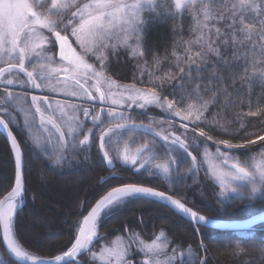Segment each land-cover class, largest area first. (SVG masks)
Wrapping results in <instances>:
<instances>
[{"label":"snow or ice","instance_id":"6c2138e0","mask_svg":"<svg viewBox=\"0 0 264 264\" xmlns=\"http://www.w3.org/2000/svg\"><path fill=\"white\" fill-rule=\"evenodd\" d=\"M186 16L194 38L180 42L182 52L174 46L173 67H162L167 56H154L156 70L150 71L144 47L148 25ZM121 50L135 61L134 81L142 86L122 85L108 75L110 58ZM255 87L264 88V0H0V128L13 162L0 196L7 256L0 264H81L85 255L92 264H209L201 228L215 221L189 206L181 189L186 177L203 170L222 208L264 202V129L246 132V139L231 130L237 122L245 128L247 117L264 115V103L252 102ZM45 91L76 102L53 104ZM236 106L242 110L231 120L221 112ZM133 107L147 123L137 122ZM149 109L163 115L158 119ZM212 132L229 138L217 139ZM97 136L100 163L112 172L111 180L121 182L110 183L86 215L87 201L82 203V220L59 254L46 259L29 253L16 233L17 215L28 200L25 148L40 149L53 166L70 167L78 157L91 158ZM241 149L246 151H232ZM116 161L120 171L147 176L149 183L123 182ZM132 202L157 205L187 220L197 239L174 240L161 228L145 240L125 226L124 234L109 241L99 231L102 217ZM252 220L264 222V213ZM250 250L258 251L264 264V241L238 240L227 249L236 259Z\"/></svg>","mask_w":264,"mask_h":264},{"label":"trees","instance_id":"16d2710c","mask_svg":"<svg viewBox=\"0 0 264 264\" xmlns=\"http://www.w3.org/2000/svg\"><path fill=\"white\" fill-rule=\"evenodd\" d=\"M192 21L190 16H186L182 21L166 20L163 23H152L148 25L145 36L144 47L147 50L145 59L148 60V68L155 71L152 64V58L159 56L162 60L167 56L162 65L163 68H170L172 64L171 53L174 46L180 42L194 38L190 31ZM182 52V47H177ZM227 58V57H226ZM135 61L121 50L117 55L109 60L108 75L115 79L119 84H131L134 76L138 78V73H134ZM228 75V73H224ZM145 83L148 77H143ZM239 87V82H237ZM251 98L253 104L257 102L264 103V88L255 87L252 89ZM247 95L244 97L245 104L243 110L247 111ZM241 107L236 106L227 110L221 109L223 115L228 119H233L234 114L241 112ZM255 110V109H253ZM139 123L146 119L142 116H135ZM245 128L239 127V122L232 126V132H239L241 139H246L245 133L257 132L264 129V115L260 117H247L244 121ZM18 138L23 139L24 133L17 131ZM217 139L229 138L225 133H210ZM139 142V137H137ZM233 142H238L234 140ZM213 149V148H212ZM115 151V143L113 144ZM123 151L122 142L118 149ZM203 150H201L202 153ZM236 151V150H235ZM244 152L246 150H237ZM90 159L85 161L82 157L72 161L71 166L67 164L63 168L53 166L51 161L36 149L35 151L25 148V158L27 162V187L28 200L22 211H19L16 218V233L22 246L28 252L49 259L59 254L63 249L70 245L74 235V226L82 220V203L87 201L84 206L83 214L106 192L109 184L120 183L121 181L111 180L112 172L108 170L106 164H101L98 157V136ZM116 167L120 175L123 176V182L149 183V178L140 177L139 174L129 170L120 171V162L116 161ZM185 166L181 167L182 173ZM13 162L11 159L10 145L5 134L0 130V196L8 188V182L12 176ZM199 181L194 183L193 180ZM107 181L106 183H102ZM152 186H163L151 180ZM218 191V189H217ZM181 192L187 196L189 206L200 210L209 218L224 222H238L252 218L264 212V202H253L250 206L246 203L236 202L230 206L222 208L217 202L218 197L213 192L211 185L205 178L203 170L195 178L188 176L185 178V187ZM35 196L33 201L32 197ZM141 218L142 221L141 222ZM34 220L36 231L41 238L36 240L28 228V224ZM125 226H130L140 232L145 240L152 238L153 232H158L161 228L167 230V234L174 240L195 241L196 235L193 233L192 225L182 220L179 216L170 215L167 209L157 205L142 204L139 202L129 203L109 215L102 217L100 221V233L112 240L117 235L124 234ZM202 238L209 248V264H261V258L258 251L250 250L245 256L236 259L233 258L227 249L229 245L238 241H248L253 239L255 243L264 241V223L245 231H216L212 229L201 228ZM103 243V242H102ZM100 245H97V249ZM0 249L3 252V246L0 242ZM7 260V256H5ZM81 264H92L90 255L81 258Z\"/></svg>","mask_w":264,"mask_h":264},{"label":"rangeland","instance_id":"374dc122","mask_svg":"<svg viewBox=\"0 0 264 264\" xmlns=\"http://www.w3.org/2000/svg\"><path fill=\"white\" fill-rule=\"evenodd\" d=\"M57 59H58V57H57ZM138 87H139V86H138ZM34 91L36 92V94H41L39 91H36V90H34ZM42 94L49 96L50 99L52 100L53 104H55L57 101H63V100H65V99H69V100H72L73 102H76L75 98H72V97H64V96H62L60 93H53V92L45 91V92H43ZM89 103H93V102H91V101H86V102H85V105H87V104H89ZM94 103H97V104H98L99 101L97 100V101L94 102ZM108 106H109V107H112L110 104H109ZM140 111H141L140 109L135 108V107H133V108L131 109V112H132V114H133L134 117H135V116H138L137 113H139ZM149 111H150L153 115H155L158 119L163 115L162 113L159 112V109H149ZM142 117H144V116H142ZM144 118L146 119V123H147V122H148V121H147V118H146V117H144ZM174 119H178V118H174ZM185 123H187V122H185ZM157 127H158V125H157ZM164 127L167 128V125H164ZM176 127L179 128V125L177 124ZM17 131H21V132H23V130L20 129V128H17ZM39 135H41V137L43 138V136L46 135V134L40 133ZM189 135L191 136V133H189ZM208 143L211 145V148H213L212 150H214V149H215V145H212L210 141H209ZM37 150L41 153V150H40V149H37ZM201 150H203V149H201ZM232 151H235V150H232ZM236 151H237V150H236ZM28 228H29V230L31 231V233H33V235L35 236L34 238H35L36 240L39 241L41 238L39 237V235H38V233H37V231H36V228H35V225H34V220H31V221L29 222V224H28ZM26 251H27V250H26ZM29 253H30V252H29ZM31 254H32V253H31ZM33 255H34V254H33ZM0 258H3V259L6 260L5 255H4V253L1 251V249H0Z\"/></svg>","mask_w":264,"mask_h":264},{"label":"water","instance_id":"95a60500","mask_svg":"<svg viewBox=\"0 0 264 264\" xmlns=\"http://www.w3.org/2000/svg\"><path fill=\"white\" fill-rule=\"evenodd\" d=\"M0 130L7 137V133L5 132V130L3 128H0ZM259 215L260 214H258L256 216H259ZM214 221H215L214 224H209L207 226H203L202 228L212 229V230H216V231H223V232H225V231H245V230L251 229L255 226H258V225L264 223V222H254L252 220V218H249V219L244 220V221H238V222H222V221H216V220H214ZM0 242L4 248L2 236H0ZM20 264H22V262H20ZM28 264H31V262H28Z\"/></svg>","mask_w":264,"mask_h":264}]
</instances>
